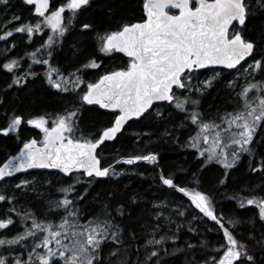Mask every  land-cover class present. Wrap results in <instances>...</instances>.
Here are the masks:
<instances>
[{
    "label": "snow or ice",
    "instance_id": "6c2138e0",
    "mask_svg": "<svg viewBox=\"0 0 264 264\" xmlns=\"http://www.w3.org/2000/svg\"><path fill=\"white\" fill-rule=\"evenodd\" d=\"M93 2L23 0L24 5L34 6L30 9L36 18L34 24L28 21L11 27L19 23L22 16L14 13L11 19L5 17L4 28L0 29V41L5 45L14 33H26L31 41L33 33L42 32L45 27L51 30L42 45L32 52L25 51L22 56L9 55L17 46L15 43L11 48L5 47L0 72L11 74L5 95L14 86L22 90L30 82L29 78L37 77L39 74L33 65L38 64L47 66L43 75L48 87L73 99L60 111L26 120L15 110L4 108L0 100V109H3L0 119L4 120L0 134L6 137L25 123L43 134L39 141L24 140L18 153L7 158L0 166V180L32 168L58 169L64 174L73 173L74 169L83 170L81 176L86 175L90 180L107 177L110 173L119 175L112 165L103 166L98 149L117 138L133 118L138 121L151 117L160 122L172 119L174 114H183L181 127L191 125L195 129L186 146L196 149L197 156L204 158L205 163L215 161L223 167L221 184H225L229 170L245 156L250 173L264 174V135H260L264 131V0H143L142 16L136 21H123L114 29L100 32L93 23L81 22L83 35L95 32L99 53L119 52L128 58L123 67L105 71L94 81H86L87 69L101 67L95 55L66 74L51 61L62 50L75 22ZM0 6L6 13L10 0H0ZM105 7L109 15L113 14L114 9L108 6L107 0ZM257 17L261 19V29L253 38L248 27ZM73 48V55L80 52L76 45ZM25 58L31 63L21 71ZM202 71L212 74L201 79ZM241 77L245 81L243 85ZM221 79L233 94L234 107L206 117L201 108L203 97ZM97 105L100 109L113 110L114 119L96 133L85 134L80 126L85 106ZM165 134L170 135L167 131ZM122 159L127 164L139 160L156 162L157 155L149 152ZM160 181L187 196L191 205L223 233L214 246L203 240L198 244L187 243L186 249L194 253L189 264H264V230L259 236L255 231L246 235L242 231L237 233V227L245 221L217 215L208 193L189 190L163 173ZM15 190L21 194L43 195L35 178L19 180ZM58 191L61 195L48 200L45 215L60 214L59 223L41 219L31 210L17 208L18 196L0 194V202L13 205L6 218H0V229L13 224L12 213L20 217L23 226V231L10 238L0 234V248H3L0 264H164L166 257L185 250L173 247L170 252L167 247L168 241L176 244L181 228L177 224L176 231L171 230L174 222L171 216L164 217L162 212H157L154 226H143L145 236L141 242L135 231L122 223L126 216H131V211L125 203L115 201L113 193L108 194L112 199L99 204L96 212L89 215L81 207L87 189L81 194L75 185H68ZM239 199L241 208L245 203L255 205L253 227L257 218L264 227V195ZM131 202L135 204L136 199ZM182 207L177 206L176 215H185ZM161 218L169 225L163 234ZM196 218L193 216V220ZM133 244L135 260L131 258ZM17 245L19 247H14ZM105 248L109 249L107 255ZM197 248L202 250L199 259L195 256Z\"/></svg>",
    "mask_w": 264,
    "mask_h": 264
},
{
    "label": "trees",
    "instance_id": "16d2710c",
    "mask_svg": "<svg viewBox=\"0 0 264 264\" xmlns=\"http://www.w3.org/2000/svg\"><path fill=\"white\" fill-rule=\"evenodd\" d=\"M55 2L59 3L60 0H55ZM105 2L106 0H94L92 6L80 15L67 34L62 50H59L51 61L54 67H59L66 74L75 67H80L90 56L95 55L98 57L101 67L87 69L84 77L86 81H94L105 71L123 67L127 63L128 59L122 54L104 55L99 53L95 46V32L88 31L87 35H83L81 22L93 23L100 32L114 29L123 21L138 20L143 15V0H107L108 6L114 9L111 15L107 12ZM30 9V6L24 5L23 0H10V7L6 13L3 6H0V29L4 28L5 17L11 19L14 13L21 15L22 20L11 27H17L28 21L34 24L36 18ZM260 29L261 19L259 17L249 22L248 32L253 38L256 37ZM49 34H51V30L45 27L42 32L33 33V38L29 41L26 33H14L13 37L8 38L7 45L0 41V58H3L5 47L11 48L13 43L17 46L9 54L11 56H22L25 51L32 52L47 40ZM73 45L80 48V52L76 55H73L75 52ZM28 63L31 61L25 58L21 62L20 70L26 69ZM46 67L34 64L33 69L39 75L29 78L30 82L22 90H16L15 86L13 89H8L6 95V84L11 82V74L6 75L4 72H0V100L3 101L4 108L15 110L26 120L46 112L60 111L67 106L73 99L72 96L57 93L56 90L48 87L43 75ZM209 73L211 72L204 73L202 71L201 78ZM226 78L232 79V76H226ZM233 104V94L225 86V80L221 79L203 97L201 108L206 117H211L217 113H223L225 110L231 111ZM111 113L102 111L98 106H85L81 118V129L85 134L96 133L114 119ZM2 115L3 109H0V116ZM182 120L183 114H174L172 119L160 122L154 121L151 117L128 122L114 141L105 143L98 150L103 166L112 165L119 175L110 173L105 179L90 180L85 175L81 176L80 173L64 177L57 173L34 171L25 175H17L18 177L0 183V194L7 193L18 196L19 199L15 204L17 208L31 210L41 219L59 223L60 214L45 215L47 210L45 197H59L61 195L58 191L60 188L75 185L81 194H84L87 189L88 192L81 207L89 215L96 212L99 204L112 199L108 194L113 193L114 200L125 203L127 209L131 211V216H126L122 223L128 229L135 231L141 242L145 236L143 226L153 227L157 219V212H162L164 217L171 216L174 221L170 225L172 231H176L177 224L181 225L177 233L178 241L175 245L168 241L167 247L170 252L173 247L185 250L169 255L165 258L164 264H189L194 253L186 249L187 243L198 244L203 240L209 242L210 246H214L217 241L222 239L223 233L216 230L218 226H215L214 222L204 217L189 204L187 196L163 185L160 181V176L163 173L173 177L180 186L208 193L212 198L217 215L223 214L226 218L245 221L237 227V233L242 231L246 235L249 231H255L259 236L260 232L264 230L262 222L257 218L255 227L251 223L257 212L255 205L245 203V206L241 208L239 198L249 197L253 194L264 195V174L250 173L249 162L245 156L234 169L229 170L230 176L225 184H221L220 180L223 179L225 170L215 161L205 163L204 158L197 156L196 149L186 146L188 137L195 133V129L191 125L181 127ZM3 123L4 120L0 119V124ZM166 131L170 135H166ZM260 135H264V131H261ZM31 138L39 141L42 139V133L26 123L22 124L17 132L9 133L6 137L0 134V166L9 156L18 153L24 140ZM149 152H154L157 155L156 162L139 160L127 164L122 159L134 155H146ZM202 165L204 166L202 167ZM33 178L40 185L42 196L33 192L21 194L15 190V185L19 180ZM48 181L51 183H47ZM237 196L239 198H233ZM133 198L136 199L135 204L131 202ZM181 205L183 206L181 210L185 212L184 216L175 214L177 206ZM12 206L7 202H0V218H6V213ZM193 216L197 218L193 220ZM12 217L13 224L8 225L6 229H0V234L9 238L16 235L18 231H23L20 217L16 213H12ZM160 223L164 226L161 231L163 234L164 231H168L169 225L163 218L160 219ZM190 228L198 229V231H189ZM156 238L159 239V235ZM31 243L32 241L29 240L28 244ZM134 249L135 244H133L132 260L136 259ZM2 251L3 248H0V252ZM108 251L109 249L105 248V255ZM201 255L202 250L197 248L196 258L199 259ZM24 258L27 259V256L25 255ZM141 259H143L142 252Z\"/></svg>",
    "mask_w": 264,
    "mask_h": 264
},
{
    "label": "water",
    "instance_id": "95a60500",
    "mask_svg": "<svg viewBox=\"0 0 264 264\" xmlns=\"http://www.w3.org/2000/svg\"><path fill=\"white\" fill-rule=\"evenodd\" d=\"M117 54L119 53V52H116ZM119 54H122L123 56H125L126 57V55L125 54H123V53H119ZM127 58V57H126ZM128 59V58H127ZM243 63V62H242ZM210 68L211 67H215V68H222L223 66H209ZM237 67H239V66H237ZM98 106V105H97ZM96 106V107H97ZM99 107V106H98ZM102 111H104V112H107V113H109V112H113V110H110V109H101ZM133 120H136L135 118H133ZM133 120H131V121H133ZM130 122V121H129ZM127 125V124H126ZM120 134V133H119ZM119 134H117V137H118V135ZM116 139V138H115ZM115 139H113V140H111V141H114ZM111 141H107V142H105V143H110ZM99 150V149H98ZM7 160V159H6ZM6 160H5V162H6ZM4 162V163H5ZM3 165V163L1 164V166ZM34 171H39V172H41V171H45V172H49V173H57V174H60L61 176H66V177H68V176H70V175H75L76 173H82L83 172V170H73V173H70V174H64V173H62L60 170H58V169H47V168H32V169H27V170H22L21 172H18V173H14L13 174V176H11V177H5V178H3V180H0V183H3V182H5L6 180H8V179H12V178H15V177H18L17 175H21V174H23V175H25V174H29V172H34ZM85 177L86 178H88L86 175H85ZM100 178H103V179H105V178H107V177H99L98 179H100ZM168 187V186H167Z\"/></svg>",
    "mask_w": 264,
    "mask_h": 264
},
{
    "label": "rangeland",
    "instance_id": "374dc122",
    "mask_svg": "<svg viewBox=\"0 0 264 264\" xmlns=\"http://www.w3.org/2000/svg\"><path fill=\"white\" fill-rule=\"evenodd\" d=\"M249 63H251V61L249 62ZM246 66V65H245ZM212 73H209L208 75H211ZM203 78H205V76H202V78L201 79H203ZM245 83V81H244V79H243V77H241V79H240V84L241 85H243ZM233 107H234V104H233ZM29 126H31V125H29ZM33 127V126H32ZM39 130V129H38ZM42 136H43V134H42ZM42 140V139H41ZM150 162V161H149ZM56 198H58V197H54V198H52V197H45V200H46V206L48 207V200H50V199H56ZM187 201L189 202V204H191V201L189 200V198L187 197ZM193 207H194V205H192ZM195 208V207H194ZM198 210V209H197ZM199 211V210H198ZM31 245V244H30Z\"/></svg>",
    "mask_w": 264,
    "mask_h": 264
},
{
    "label": "flooded vegetation",
    "instance_id": "af4514ba",
    "mask_svg": "<svg viewBox=\"0 0 264 264\" xmlns=\"http://www.w3.org/2000/svg\"><path fill=\"white\" fill-rule=\"evenodd\" d=\"M31 8L34 7V6H30Z\"/></svg>",
    "mask_w": 264,
    "mask_h": 264
}]
</instances>
